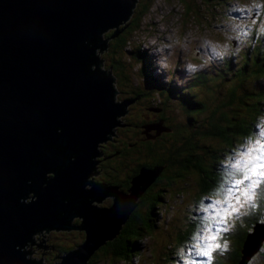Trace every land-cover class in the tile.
<instances>
[{
  "label": "water",
  "instance_id": "water-1",
  "mask_svg": "<svg viewBox=\"0 0 264 264\" xmlns=\"http://www.w3.org/2000/svg\"><path fill=\"white\" fill-rule=\"evenodd\" d=\"M134 1L0 0V264H45L42 255L25 257L33 250L21 247L29 243L42 247L41 254L54 250L62 260L53 264H87L165 165L141 166L131 192L120 197V185L84 188L86 178L98 173L99 160L91 159L102 154L96 143L108 138L116 116L139 97L113 102L114 77L91 68L102 65L95 55L96 47L106 50L101 32L125 21ZM108 195L110 207L91 204ZM74 216L82 217L79 225L71 224ZM43 228H84L86 238L60 254L45 244V235L38 243L31 238Z\"/></svg>",
  "mask_w": 264,
  "mask_h": 264
},
{
  "label": "rangeland",
  "instance_id": "rangeland-1",
  "mask_svg": "<svg viewBox=\"0 0 264 264\" xmlns=\"http://www.w3.org/2000/svg\"><path fill=\"white\" fill-rule=\"evenodd\" d=\"M138 1V3L141 2V0ZM136 7H139V5L137 4ZM263 11L264 0H191L190 2L189 0H152L148 12L140 18V25L133 31L134 33L130 36V43L126 46V48L129 47V51L132 52L129 53L126 50H120L121 57L119 62L121 67L118 65L113 71L108 69V65L112 63V55L105 49H103L102 52L98 49L96 51V55L98 58L103 59L102 65H99L98 68L103 69L105 75H108L110 71V74L114 77V80L111 81L112 87L114 90L118 91L114 92L113 102H121L123 99L129 98L131 96L130 92L131 90L133 91V89H135L136 92L140 91V98L136 99V101L134 100L131 104L128 103L126 105V109L128 110L116 116L119 123L111 127L110 133L108 134L109 136L108 138L106 137L107 139L100 141L98 148H101L102 154L100 155V164L103 165V168H100L99 173L91 174L89 178L102 181L101 178H110V172L114 171L120 178L122 172L129 170L132 166H135V161H144L145 157L143 154L145 152H142L144 146L141 144L144 138H140V129L150 138L157 135V137L152 140L162 144V147L156 145V153L165 157L169 153L166 152V148L167 146H172L170 142L173 141L174 137L171 135L163 136L160 133L156 134L160 131V121L156 120L158 116V112L156 111L158 110H152L154 109L152 106L158 105V103H153L158 102L159 99L153 91L159 92L162 90L163 86H160L158 89L154 88L155 85H153L151 79L160 77L163 82L176 84L177 92L174 93V97H171L170 106L163 107V113H168L167 116H174L172 117V124L177 126L184 125V129H186V131H191L193 128L190 124L192 118L194 119V124L196 125V114L192 112L196 110V107L189 106L187 103L188 100H190L189 95L191 94L189 91L190 88H188L189 90L187 89V85L194 83L193 78L196 76V72L203 73L205 77L206 75L214 77L215 73L224 72L223 77L219 76V78L222 79L221 84L218 87L220 91L223 90L221 96H224L227 83L230 80H237V74L235 71L239 72V69L243 64L241 56H244V53H252V49H256L259 45L260 50H262L264 54V32L262 30L264 29V15L262 16L261 14ZM136 13L137 10H135L133 14H131L124 22L131 20L133 17H137L135 15ZM112 32L113 28H107L104 33V39H108V44L110 42V38L112 37ZM259 38L262 40V43L261 41H258ZM107 47L108 45L106 46V49ZM138 47H141L140 49H146L153 61V63L150 64L151 71L146 72L147 79L145 77L144 70H142L144 63L140 61L136 52V48ZM117 57L119 58V54ZM144 58L145 56H142V61ZM146 60L147 56L145 61ZM189 64L195 65L196 68L194 70H189ZM229 64L232 65L228 66ZM262 65H264V63ZM262 65L257 62L256 67L260 70V68H263ZM121 71H125L128 79L129 77L131 78L129 80L122 79L120 76ZM231 75L236 76H233L232 79H230L229 76ZM243 77H245V83H248V85L251 84V87H249L251 89H253L252 81L255 82L254 84L257 88L259 86L256 81L260 83V86H264V77L260 76L259 79L258 73L255 70L246 68ZM208 80L211 81L210 77ZM124 83L127 88L126 90H123ZM207 83L211 84H206L205 87H207V85H212V89L216 90L214 84L215 81L213 79L211 82ZM192 89L196 91L195 86H192ZM141 92L145 95H142ZM152 93H154V96L156 97L153 101L151 97ZM217 94L218 93L216 91L211 96L210 100L212 99V102H215V95L217 96ZM189 111H191L190 114L188 113ZM139 116H142L144 119L143 123L138 118ZM153 117L158 131L153 129L151 133V131H147L148 128H146L145 125L148 124L149 120ZM124 118H127V121H129V125L126 127L122 123V119L124 120ZM260 120L262 122L257 126L259 139L257 138V140H253L247 145L248 150L251 149V151H248L247 153V150L245 151V148L242 147V150L239 153L226 155L227 158L223 154L219 156V161L215 163L216 167H219L220 169L222 163L223 166L226 167V162H229L231 164L230 168L237 169L239 171L238 173H241L238 177L239 180H243L245 173H248L252 179L254 176H257L260 171L264 170L256 168L255 174L251 171V167H253L255 163L258 165L259 163L264 162V136L261 134V130L264 129V117L260 118ZM186 131L184 130L182 133H185ZM139 138L141 140L138 145L127 144L128 142L133 141L137 144ZM195 141L196 137L193 139V142ZM108 143H115L117 146H122V150H127V148H129L131 151L128 152L127 157L125 158V168L122 170L120 167L119 172L114 170L112 167V157H106L105 155V152L109 153L110 149L113 147V145L111 146ZM174 144L179 146V144ZM183 148L184 147H182V149ZM176 150H178V148H176L175 151ZM196 152L199 153L198 149ZM240 154H243L247 160L242 158ZM257 157H259V159H256ZM165 158L169 160V157ZM109 165L111 166L108 167ZM145 169H153V167H146ZM187 179H189V177H187ZM180 182H183V180L176 181L174 186L179 187L180 184H182L183 191L181 190L178 193L174 192V195L170 196L166 194V202H168L169 205L167 207L166 202L164 205H160V209L163 210L164 208V214H161L156 230H154L150 235H146V239H143L144 250L139 254V256H136L135 259L132 260H112L107 258L100 260L97 264H191L192 259H194L196 255L195 253H191L188 258L187 248L190 247L188 243L193 237L186 242L175 244L177 242V239H175L177 235L176 230L178 227L182 228L184 226V221L187 217L191 219H197L203 216L209 217L210 210L214 217H212L209 221H204V227L201 231L199 230L200 225L196 230L200 231L203 235L213 236L215 231H209V228L215 229L227 226L228 229H232L236 225L235 222H244L247 212L246 210L249 208V204L252 202L254 203L255 201L253 199V195H251L255 189L252 191L251 189H248L247 185L249 181H244L240 184L242 189L239 191L234 188L236 186L234 183V186L232 185V191L226 192L228 196L232 198L239 196V202H243L245 204V208L239 206V202H237V200H235L234 203L230 200L227 202L214 198L206 199L205 196L204 199H202L203 203L196 202V206H194V182H191L188 185H184ZM232 182L233 180L231 181V184ZM231 184L228 186V189H230ZM245 185L246 188H244ZM124 190L128 194L131 192L130 189ZM168 191H170V189ZM245 191H247V194L252 197L251 201H248L246 196L242 194ZM254 193L256 192L254 191ZM29 195L30 194H28L27 199H29ZM257 198L259 199V196ZM110 201H112V197L111 195H108L101 199V201L97 202L94 200L93 203L96 205L102 204L101 206H109ZM234 204H236V206H234ZM212 205H215L216 207L213 208ZM256 205L257 204H255V206ZM223 207H227V212L221 211L220 214L217 215L216 209ZM232 208H236L238 210L235 213L234 220L231 219ZM129 214L126 219L129 217ZM79 217L80 216H74L72 221L76 220L78 221L77 224H79L81 222ZM214 218H217V220L223 218L225 224H218ZM71 224L74 225L75 223L71 222ZM255 225L257 227H254V229L249 232L248 236L252 233L256 235L255 232L258 233V240L254 237L255 241L257 240L255 244L256 247L253 250H246L244 248V256L240 264H244L245 262V264H264V255L257 254L261 248L264 250V223L262 225ZM79 230L51 228L48 232H45L46 229L43 228L41 231L38 230L39 233H32L31 238H34L35 242L38 243L39 239L42 238V235L39 234H43L45 235L43 237L45 244L53 245L56 251L59 248L61 250L63 249L61 247L62 243L65 245L71 244L72 246L68 250H72L77 247L76 245L79 241H81L79 243L81 244L85 240L86 234H82L80 236V233L78 234ZM220 233L219 234L221 236H224L226 232ZM195 235L196 234H194V236ZM37 237L38 239H36ZM74 237L75 239L78 238L77 242L75 239L73 240ZM261 237L263 238L261 239ZM171 242L176 245V248L171 246ZM30 246L33 252L29 254V257L39 260L42 255L41 263L53 264L54 262L61 260L58 257H54L55 251L52 249L49 250V254H41L43 251L42 247L37 248L35 247L36 244L30 243V245L26 247V250ZM15 247L17 248V245ZM68 250H65L64 252H57L66 254L65 252H68ZM169 250H171V252H169ZM165 251L170 253V257H166L167 259L164 258L165 254H167ZM254 254L255 256L253 257ZM51 257H54L56 260H51Z\"/></svg>",
  "mask_w": 264,
  "mask_h": 264
},
{
  "label": "trees",
  "instance_id": "trees-1",
  "mask_svg": "<svg viewBox=\"0 0 264 264\" xmlns=\"http://www.w3.org/2000/svg\"><path fill=\"white\" fill-rule=\"evenodd\" d=\"M190 1L191 0H189V2ZM138 2L139 1L137 0L136 6L138 4L139 7L134 9V11L137 10V13L135 14L137 17H133L131 20L120 25L119 32L111 37L106 49L112 55V63L108 65V69H111L112 71L118 65L121 67L119 62L121 57L120 50H126L129 53L132 52L129 51L130 48H126V46L130 43V36L134 33L133 31L140 25V18L148 12L152 0H141L140 3ZM261 14L263 16L264 11L261 12ZM258 41H261L262 43L260 38ZM140 48L141 47L136 48V52L140 61L144 63L142 70H144L146 77V72L151 71L150 64H152L153 61L151 60V56L148 51ZM252 51V53H244V56H241L243 64L241 65L239 72L235 71L237 74V80H230L227 83L224 96H221L223 90L220 91L218 89L222 79L219 78V76L223 77L224 72L215 73L214 77L207 75L205 77L203 73L196 72V76L193 78L194 83L187 85V89L190 88V90H188L191 93L189 95L190 100H188L187 103L189 106L196 107V110L192 111L196 114V125L194 124V119L192 118V121H190V124L193 126L191 131H186V129H184V125L177 126L172 124L171 121L174 116H167L168 113H163V107L170 106L171 97H174V93L177 92L176 84L163 82L160 77L151 79V82L155 85L154 88L158 89L160 86H163L162 90L159 92L153 91L156 93L159 100L158 102L153 103H158V105L152 106L154 108L152 110H158V107L161 108L156 111L158 112L156 120H161L160 126L162 128L164 127V131L161 134L171 135L174 137L173 141L170 142L172 146H167L166 148V152L169 153L165 157H169V160H167L163 155L156 153L155 146L158 145L159 147H162V144L149 139L150 137L144 133L142 134V138H144L145 141H142L141 144L145 148L142 150V152H145L143 154L145 160L142 162L135 161V166H132V168L128 170V174L125 177L119 178L114 171L110 172L111 179L104 177L101 178L102 181L99 180V182H104L106 185H120L119 187L121 189H130L132 184L130 181L132 180V177L136 176L139 172L141 166L154 167L155 165L158 166L165 164L153 181L142 191L138 198L137 205L131 210L129 217L125 220V222L122 223L118 233H116L111 239H107L105 243H103L90 256L87 264H97L100 260L107 258L112 260H132L135 259L136 256H139V254L144 250L143 239H146V235H150L154 230H156L158 220L161 217V214H164V208L162 210L160 207L166 202V194L170 196L174 195V192L178 193L181 190L183 191L182 184H180L179 187L174 186L176 181L183 180V182L180 183H183L184 185L194 182V206H196V202L203 203L202 199H204V196L206 199L214 198L227 202L230 200L235 203L236 198L229 197L226 191H228V186L231 184L232 180L233 182L230 188L233 189L232 185L234 186L235 181L239 180L238 177L241 173H238L239 171L237 169L230 168L231 164L229 162H226V167L223 166L222 163L220 169L219 167H216L215 163L219 161V156L223 154L226 156L232 153H239L242 150V147L245 148L244 150H247L248 153V143L253 140H257V138L259 139L257 126L262 122L260 118L264 117V86H260V83L256 81L259 86L257 88L254 84L255 82L252 81L253 89H251L249 88L251 87V84L248 85V83H245V77L243 76L246 68H250L258 73L259 79L260 76L264 77V65H262L264 63V54L262 50H260V45L257 46L256 49H252ZM118 54L119 58L117 57ZM142 56H145L143 61ZM146 56L147 60L145 61ZM123 57L125 58L124 55ZM257 62L263 66L260 70L256 67ZM231 65L232 64H229L228 66ZM120 76L122 79H128L125 71H121ZM233 76L236 75L229 76L230 79H232ZM209 77L211 81L212 79L215 81L214 84L216 90L212 89V85H207L208 88L205 87L206 84H211L207 83L211 82L208 80ZM130 78L131 77H129V79ZM192 86L196 87V91L192 89ZM126 89L127 88L124 83L123 90ZM216 91L218 94L217 96L215 95V102H212V99L210 100V98ZM139 92L140 91L136 92L135 89H133V91L131 90L130 92L131 96H129L136 97L139 95ZM154 93L151 94L152 101L156 98ZM141 94H143V92H141ZM190 112L191 111L188 113L190 114ZM138 118L142 121V123L144 122L142 116H139ZM122 122L125 127L129 125L127 118H124V120L122 119ZM149 123L150 122H148V124ZM154 124H156V122H154ZM184 130L186 132L182 133ZM141 131L142 130L140 129V132ZM195 137L196 141L193 142ZM140 140L141 139L139 138L137 144L135 141L128 142L127 144L138 145ZM174 143L179 144V146H176ZM111 144L113 147L110 149L109 153L105 152V155H111L118 151V153L109 157H112V167L114 170L119 172L120 166L125 163V158L127 157L130 149L127 148L128 151L122 150V146H117L115 143ZM182 147L184 148L182 149ZM176 148H178V150L175 151ZM197 149L199 153L196 152ZM240 155L242 158L247 160L243 154ZM110 166L111 165L108 167ZM187 177H189V179H187ZM258 178L259 177L257 175L252 179L255 180ZM234 188L239 190L242 189L240 185H236ZM244 188H246V185ZM169 189L170 191H168ZM262 189H264V180H261V183L257 186V188H255L254 191L256 193L253 191L251 194L253 195V199L256 201H254V203L257 205L255 206L253 202L249 204V208L246 210L247 212L244 222H235L236 225L232 229H229L224 236L220 235L224 233H220L219 235L213 233V236L203 235L200 233L204 227V221H209L212 217H214L210 210L209 217L203 216L201 217L202 219H191L187 217L184 221L185 229L183 226L182 228L178 227L176 230L177 235L175 239H177V242L175 244L186 242L193 237L188 243L190 247L187 248V256L189 258L191 253H195L196 255L197 252H199L200 257L197 260L196 255L194 259H192L191 264H204L206 258L204 259L201 250L205 248L206 244L212 245V264H240L244 256L245 240L247 239L249 232L254 229L255 224H260V222L264 221V194H262ZM252 190L253 189H251V191ZM258 196L259 199L257 198ZM168 205V202H166L167 207ZM103 206L107 207L108 205ZM234 206H236V204H234ZM239 206L245 208V204L241 201L239 202ZM231 210V219L234 220L236 212L233 211V208ZM214 219H216V222L218 221L217 218ZM198 227L200 231L196 230ZM80 232L81 231H79V233ZM194 234L196 235L194 236ZM81 235L82 233H80V236ZM212 237L215 238L213 239ZM75 240L76 242L78 241V239ZM80 242L81 241H79L77 245ZM171 243V246L176 248V245L173 244V242ZM216 245H219L220 248H224L225 245H227V247L224 251H220V248H216ZM71 246V244L65 245L62 243L61 247L63 249L61 250L59 248L58 250L60 252H64L65 250L70 249ZM171 250H169V252H171ZM165 252H167V254H165L164 258L167 259L166 257H170V253L168 251ZM257 254L264 255V250L261 248ZM254 256L255 254L253 257Z\"/></svg>",
  "mask_w": 264,
  "mask_h": 264
},
{
  "label": "snow or ice",
  "instance_id": "snow-or-ice-1",
  "mask_svg": "<svg viewBox=\"0 0 264 264\" xmlns=\"http://www.w3.org/2000/svg\"><path fill=\"white\" fill-rule=\"evenodd\" d=\"M262 30H264V29H262ZM261 134H262V136H264V129L261 130ZM248 151H251V149H249ZM256 159H259V157H257ZM256 168L264 169V162H261L258 165H256V164L253 165L251 171L254 174H255V169ZM257 175H258L259 178L253 180V179H251V177L249 176L248 173H245L243 180H236L235 184L236 185H240L244 181H249V183L247 185V188L248 189H255L261 183V180H264V171H260ZM228 191L231 192L232 189L230 188V189H228ZM237 191H239V189H237ZM242 194L246 196V199L248 201L252 200V197L247 194V191H245ZM262 194H264V189H262ZM236 200H237V202H239V196L236 197ZM217 203H219V202H217ZM212 207L215 208L216 206L212 205ZM253 207H254V205H253ZM221 211L227 212V207L216 209V214L219 215ZM233 211L237 212L238 210L236 208H233ZM217 223L221 224V225H224L225 221H224L223 218H221L220 220L217 221ZM208 230L209 231H215V233L218 235L220 232H227L229 229H228L227 226H224L222 228H215V229L209 228ZM212 238L214 239L215 237H212ZM226 247H227V245H225L224 248H220L219 245H216V248H220V251H224L226 249ZM201 251H202L203 256L206 257V260L204 261V264H212V245L211 244H206L205 248L202 249Z\"/></svg>",
  "mask_w": 264,
  "mask_h": 264
},
{
  "label": "bare ground",
  "instance_id": "bare-ground-1",
  "mask_svg": "<svg viewBox=\"0 0 264 264\" xmlns=\"http://www.w3.org/2000/svg\"><path fill=\"white\" fill-rule=\"evenodd\" d=\"M136 1H137V0H136ZM136 1H134V5L130 8V10H131L132 12L128 15V17L134 12V9H135V7H136ZM128 17H127V18H128ZM123 22H124V20L121 19V23H118L119 25L117 24L118 26H112V27H108V28H113V32L117 29L116 32L118 33L119 30H120V25H121ZM106 30H107V28H106L104 31L101 32V37H102V39H104V33H105ZM113 32H112V33H113ZM110 39H111V38H110ZM107 41H108V39H106V44L108 45ZM98 49H100V47H96V48H95V55H96V51H97ZM102 51H103V49H102ZM96 56H97V55H96ZM97 57H98V56H97ZM94 66H96V67H94ZM98 67H99V65L91 64V68H94V69H100V68H98ZM136 99H137V98H136ZM136 99H134V100L136 101ZM134 100H133V101H134ZM133 101H132V102H133ZM132 102H130L129 104H131ZM159 128H160V131H158L159 133H161L162 131H164V129H163L161 126H160ZM59 130H60V128H58V131H59ZM157 130H158V128H157ZM105 135H106V134H105ZM99 143H100V141H98V142L96 143V148H97V149H98V145H99ZM96 156H97V155H96ZM96 156L91 157V159H95ZM72 158L74 159V156H72ZM95 164H96V163H95ZM50 173H52V174L54 175L53 172H47V173H46V176H49ZM53 175L50 176V177H53ZM88 179H89V176L86 178L87 182L85 181L86 184L84 185V188H86V189H88V188H87V185H88V184H91V186H92V184L94 183V182H90ZM45 184H46V183H45ZM45 184L43 183L42 186H44ZM91 186H90V187H91ZM107 186H110V185H107ZM117 190H118V194H117L118 197H120L123 193L128 194L127 192L120 190L119 187L117 188ZM29 194H30V195H29V199H30L31 196H32V194H33V192L30 191ZM111 196H112V195H111ZM139 196H140V195H139ZM139 196L135 199V202H138V198H139ZM104 197H105V196H104ZM104 197H103V198H104ZM103 198H102V199H103ZM29 199H27V200H29ZM20 200H22V199L20 198ZM93 201H94V200H92L91 204L95 205V204L93 203ZM111 205H112V204H111ZM111 205H110V206H111ZM96 206H99V205H96ZM110 206H109V207H110ZM99 207H100V206H99ZM134 207H135V205H134ZM134 207H133V208H134ZM133 208H132V209H133ZM132 209H131V210H132ZM130 212H131V211H130ZM80 218L82 219V217H80ZM71 221H72V220H71ZM121 225H122V224H121ZM81 229H83V230L85 231V234H86V230H85L84 228H81ZM78 230H79V229H78ZM255 233H256V235H254V233H252V234H250V235L248 236V238H247V240H246V242H245V246H244V248H245L246 250H247V249H248V250H251V249L253 250V249L256 247L255 244H256V242H257V240H258V236H259V235H258L257 232H255ZM31 235H32V234H31ZM257 235H258V236H257ZM254 237L257 238L256 241H255ZM85 238H86V237H85ZM106 240H107V239H106ZM106 240H104L103 243H105ZM103 243L99 244V245H98V246L92 251L91 255H92V254H93V253H94V252H95V251H96V250H97V249H98ZM26 245H27V244H24V246L21 247V250L24 249V248H26ZM29 245H30V244H29ZM25 250H26V249H25ZM91 255H90V256H91ZM25 257H26V258H29V253L25 254ZM59 258L62 260L61 257H59ZM30 259H33V258H30ZM61 260H60V261H61ZM60 261H59V262H60Z\"/></svg>",
  "mask_w": 264,
  "mask_h": 264
},
{
  "label": "flooded vegetation",
  "instance_id": "flooded-vegetation-1",
  "mask_svg": "<svg viewBox=\"0 0 264 264\" xmlns=\"http://www.w3.org/2000/svg\"><path fill=\"white\" fill-rule=\"evenodd\" d=\"M143 94H144V93H143ZM143 94H142V95H143ZM138 98H140V97H138ZM138 98H137V99H138ZM157 109L160 110L161 108L158 107ZM154 120H155L154 117L151 118V119L149 120L150 123H149L148 125H147V124L145 125V127L148 128L147 131H151V133H152V130H153V129L157 130V125L154 124ZM122 123H123V122H122ZM160 123H161V120H160ZM123 124H124V123H123ZM149 125H150V126H149ZM157 131H158V130H157ZM140 133H141L140 138H142V134H144V132L141 131ZM156 134H159V132H157ZM160 134H161V133H160ZM149 135H150V134H149ZM161 135L164 136L165 134H161ZM152 136H153V135H152ZM156 137H157V135H156V136L154 135V137L149 138V139H153V138H156ZM143 141H145V140H143ZM108 144L112 145L111 143H108ZM100 152H101V148H100ZM95 159L99 160V161L95 164V170L99 173V172H100V168H101V169L103 168V165L100 164V155H97V156L95 157ZM120 167H121V169L123 170V169L125 168V164H121ZM122 170H121V171H122ZM96 174H97V173H96ZM121 174H122L121 177H125V176L128 174V170H125V171L122 172ZM52 175H53L52 173L49 174V176H52ZM88 180H89L90 182H99L98 179H97V180H94V179H90V178H89ZM90 186H91V184H88V185H87V188H90ZM110 186H111V185H110ZM119 189L122 190V191H125L123 188L121 189V188L119 187ZM111 197H112V201L110 202V205L113 203V196H111ZM110 205H109V206H110ZM99 206H101V205H99ZM79 218H80V217H79ZM80 219H81V218H80ZM81 220H82V219H81ZM71 222H72V223H75L74 225H79V224H77L78 221H76V220H73V221H71ZM78 229H80V230H79V231H81L80 233H82L83 235L85 234V231H84L83 229H81V228H78ZM78 229H77V230H78ZM79 231H78V233H79ZM83 232H84V233H83ZM77 239H78V238H77ZM29 244H30V243H29ZM29 244H27L26 247H28ZM25 249H26V248H25ZM57 251H59V250L57 249ZM60 254H61V253H60ZM58 258H59V257H58ZM50 259L52 260V259H55V258L51 257ZM55 260H56V259H55Z\"/></svg>",
  "mask_w": 264,
  "mask_h": 264
},
{
  "label": "clouds",
  "instance_id": "clouds-1",
  "mask_svg": "<svg viewBox=\"0 0 264 264\" xmlns=\"http://www.w3.org/2000/svg\"><path fill=\"white\" fill-rule=\"evenodd\" d=\"M188 68H189V70H194V69L196 68V66H195V65H191V64H189V65H188Z\"/></svg>",
  "mask_w": 264,
  "mask_h": 264
}]
</instances>
